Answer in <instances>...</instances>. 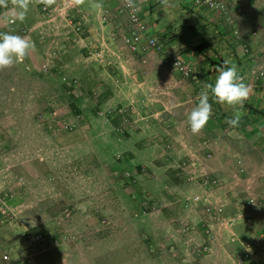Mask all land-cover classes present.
<instances>
[{"label":"rangeland","instance_id":"rangeland-1","mask_svg":"<svg viewBox=\"0 0 264 264\" xmlns=\"http://www.w3.org/2000/svg\"><path fill=\"white\" fill-rule=\"evenodd\" d=\"M40 6L38 0H31L22 22L16 19L19 9L10 2L8 8L0 7V32L27 37L35 45L23 64L0 71V256L4 264H24L27 255L30 264H44L50 258L59 264H152L154 243L148 225L166 217L164 210L178 206V198L183 197L194 213L202 207L190 202L192 196L207 191L213 200L219 197L218 190L237 189L239 199L247 197L253 208L264 207L260 170L236 159L235 169L220 171L219 176L210 168V151L209 157L178 155L171 142L150 133L147 123L140 124L147 116L142 110L149 106L148 99L127 104L107 99L110 90L100 73L103 46L96 43L101 58L91 57L92 48L87 50L86 42L77 40L87 35L84 26L79 32L74 28L66 32L72 7L63 9L61 17L53 4L51 16L46 17ZM55 18L60 20L58 27L51 25ZM70 35L74 40H68ZM62 38H67L64 45H60ZM256 85L264 88L259 81ZM153 115L159 119L160 112ZM203 141L199 144L206 150L209 143L204 148ZM208 177L218 180L219 187L207 190L203 181ZM177 217L172 223H177ZM244 217L250 222L240 223L251 224V218ZM189 227L183 230L194 232L193 238L205 235L194 222ZM179 234L170 240L174 243ZM37 235L47 238L46 247L33 245L31 239ZM234 242L244 243L237 238ZM197 243L194 251L189 248L187 264H200L196 255L202 243ZM249 243L257 253L251 264H264V236Z\"/></svg>","mask_w":264,"mask_h":264},{"label":"crops","instance_id":"crops-1","mask_svg":"<svg viewBox=\"0 0 264 264\" xmlns=\"http://www.w3.org/2000/svg\"><path fill=\"white\" fill-rule=\"evenodd\" d=\"M123 3L124 0H85L84 4L76 6L72 0H56L54 4L56 15L61 17L65 10L63 6L72 7L65 20L66 32L77 25L84 26L87 35L77 40L85 41L87 50L98 49L96 43L103 46L105 55L100 73L106 76L110 90L107 99L118 104H127L136 98L148 99L149 106L142 110L147 116L140 124L147 123L150 133L156 132L163 136V140L171 142L178 155L199 156L210 151L213 156L208 161L210 168L214 175L219 176H222L220 171L234 170L235 160L240 159L245 167L260 170L263 176L260 180L264 183V88L257 87L248 75L264 61V0H233V4L243 11L242 16L233 14L239 38L234 36L223 14L198 7L193 0H169L167 7L162 5L161 0H134L146 24V36L157 37L162 45L161 51L144 52H131L122 42L121 37L128 29L127 13L121 9ZM53 24L58 27L60 20L55 18ZM252 31L257 32L255 37L251 36ZM74 37L70 35L68 40H74ZM65 39L62 38L60 45ZM204 42L207 43L206 49L199 53L193 50L194 46ZM243 46L250 47L253 59L243 55ZM171 51L177 52L185 64L199 75V85L183 79L164 64L166 53ZM225 60L235 64L239 74L244 76V82L251 89L249 98L243 108H233L215 103L209 90L213 115L204 129L193 135L186 123V114L198 104L195 101V96L200 94L197 87L206 90L207 84L214 85L219 74L215 69L223 67ZM156 91H159L157 95ZM155 112H160L159 119L152 118ZM235 112L240 114V125L231 128L226 120ZM203 140L209 143L206 150L201 149L199 144ZM236 191L227 193L218 190L216 200L224 204V221L240 214L249 216L251 224L240 223L229 229L215 221L210 223L214 240L208 253L196 255L200 264H232L231 257L242 250L238 243L229 242L232 237L240 242H256L264 236V207L253 208L254 205H250L252 202L248 203L251 199L243 196L239 199L241 194ZM184 201L183 197L178 198V206L170 205L169 211L164 210L166 217L149 223L155 253L151 258L152 264H187L190 261L187 256L189 248L194 251L193 243H206V229L209 227L202 222L205 217L202 209L192 213ZM176 216L177 223H172ZM192 222L198 227L197 231L204 228L202 238H198L196 232L194 238V232H185ZM177 233L181 238L173 243L170 239ZM172 250H175L174 253ZM2 260L0 256V264H4ZM44 264L59 263L50 258Z\"/></svg>","mask_w":264,"mask_h":264},{"label":"built area","instance_id":"built-area-1","mask_svg":"<svg viewBox=\"0 0 264 264\" xmlns=\"http://www.w3.org/2000/svg\"><path fill=\"white\" fill-rule=\"evenodd\" d=\"M193 3L198 7H204L211 11H217L224 15L225 21L229 24L233 29V34L236 38H239L238 29L235 27L234 24V15L237 14L239 16L243 15V11L241 8L236 7L233 4V0H193ZM66 6V5H65ZM64 8H68L67 6ZM121 9L127 13L128 16V29L122 35L121 39L123 44L131 51V52H144L147 50H154V51H161L162 45L157 37L155 36H146V24L144 20L139 15V9L137 6L135 8H128L123 3L121 5ZM40 10L43 16L49 17L50 9L45 8L43 4L40 6ZM233 11V13H232ZM80 26H76L75 30L77 32L80 31ZM257 35L256 31L251 32V36L255 37ZM54 40L50 42L53 44ZM243 55L251 60L253 59V54L248 46L242 47ZM102 51L92 48V51L89 53L91 57L94 58H101ZM46 59H49L50 54L46 53ZM164 64H166L171 70L176 71L182 78L191 81L192 83L198 84L199 83V75L194 72L189 66H187L184 60L177 52H167L164 57ZM44 71L46 70V64L43 66ZM251 79L255 82L259 81L260 83H264V61L255 71H249L248 74ZM244 77V76H243ZM199 94L195 96V101L198 102L197 97ZM65 129H68L69 126L65 125ZM202 146L207 148V142L203 141ZM166 148L169 149V145H166ZM206 157H209L210 154L207 151L205 153ZM205 188L208 190L210 188H218L219 182L216 179H212L208 177L203 181ZM190 202L192 204H199L202 207L203 214L205 217L202 219L203 223H206L209 228L206 229L207 239L206 243L200 245L199 249H197L198 253L204 254L208 253L211 249L212 242L214 240L213 234H211L210 223L218 222L220 225L225 226L229 229L240 222H250V219L241 216L240 214H236L235 216L227 219L224 221V204L216 199L212 200L210 194L207 191L204 193L196 194L191 197ZM252 202L249 200L248 203ZM33 245L40 244L41 246H47V238L44 235H37L31 239ZM231 242L235 241V238L232 237L230 239ZM42 246V247H43ZM242 251L235 255L232 258V264H251L252 261L257 257V253L253 245L249 242H244L241 244ZM4 259L7 257L4 255ZM22 263L30 264L31 263V255H27L22 259Z\"/></svg>","mask_w":264,"mask_h":264},{"label":"clouds","instance_id":"clouds-1","mask_svg":"<svg viewBox=\"0 0 264 264\" xmlns=\"http://www.w3.org/2000/svg\"><path fill=\"white\" fill-rule=\"evenodd\" d=\"M9 2L19 9L16 13V19L22 22L26 18L31 0H0V7L8 8ZM38 2L48 8L55 4L56 0H38ZM72 3L79 6L84 4L85 0H72ZM161 3L167 7L169 0H161ZM124 4L133 9L136 6L134 0H124ZM34 47V43L27 37L0 32V71L23 64ZM215 71L219 73L215 79V84L206 85V90L201 91L197 97L198 104L186 114V123L193 135H198L213 115L209 90L215 103L233 108L236 106L243 108L244 102L249 98L250 86L244 82V78L239 74L235 64H230L228 60H225L224 66L215 69ZM240 119L239 112H235L233 117L226 120V123L231 128H237L240 125Z\"/></svg>","mask_w":264,"mask_h":264},{"label":"trees","instance_id":"trees-1","mask_svg":"<svg viewBox=\"0 0 264 264\" xmlns=\"http://www.w3.org/2000/svg\"><path fill=\"white\" fill-rule=\"evenodd\" d=\"M206 47H207V43L204 42V43H201L200 45L194 46L193 50L199 53V52L203 51L204 49H206Z\"/></svg>","mask_w":264,"mask_h":264}]
</instances>
